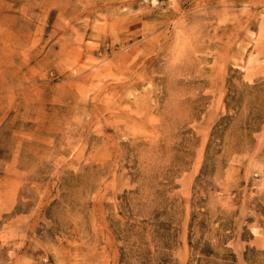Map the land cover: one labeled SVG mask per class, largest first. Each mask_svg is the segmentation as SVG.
<instances>
[{
    "label": "rangeland",
    "instance_id": "obj_1",
    "mask_svg": "<svg viewBox=\"0 0 264 264\" xmlns=\"http://www.w3.org/2000/svg\"><path fill=\"white\" fill-rule=\"evenodd\" d=\"M0 264H264V0H0Z\"/></svg>",
    "mask_w": 264,
    "mask_h": 264
}]
</instances>
